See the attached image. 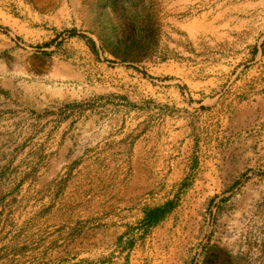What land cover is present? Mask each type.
Masks as SVG:
<instances>
[{"label":"rangeland","instance_id":"374dc122","mask_svg":"<svg viewBox=\"0 0 264 264\" xmlns=\"http://www.w3.org/2000/svg\"><path fill=\"white\" fill-rule=\"evenodd\" d=\"M110 193L117 258L264 264V0H0V242Z\"/></svg>","mask_w":264,"mask_h":264},{"label":"crops","instance_id":"0c3cea01","mask_svg":"<svg viewBox=\"0 0 264 264\" xmlns=\"http://www.w3.org/2000/svg\"><path fill=\"white\" fill-rule=\"evenodd\" d=\"M142 192H127L123 201L129 200V207L131 203L137 205L139 208L140 217L135 222L139 221V225L145 223L144 210L149 206L150 198L143 199L140 196ZM127 199V200H126ZM155 201V198H153ZM106 203L102 214L99 211L91 210L85 214L84 208L77 204L75 211L62 213L60 217V224L58 232L50 233L51 219L44 217L45 221L50 224L46 228L40 225V233H36L33 217L19 216L20 210L25 209L23 206L26 204L15 203L11 204L13 209L18 210V218L14 221L19 223V226H24V221L31 222L33 231L31 235L25 230H20L19 234L15 235L17 238L13 240L14 243H9L7 240L0 242V258L15 257L21 260L27 259V264H147L146 259H133L125 260L123 256L116 257L115 242L117 240L116 233V216L114 214V207L111 206L112 202L116 201V197L111 193L103 197ZM133 201V202H132ZM166 199H162L159 203L153 202L154 206L164 204ZM124 203V204H125ZM30 216V212H29ZM29 221V222H28ZM169 220L167 217L159 219L157 222H151L153 227H159L167 224ZM129 223V222H128ZM131 223V221H130ZM27 226V225H26ZM43 230V233L41 231ZM47 230V232H46ZM146 242L149 240L157 243H162L163 256L156 264H180V258L174 253V246L169 245L167 242L173 235L166 233L156 234L155 238L151 235H145ZM165 255V256H164ZM136 258V257H135Z\"/></svg>","mask_w":264,"mask_h":264},{"label":"trees","instance_id":"16d2710c","mask_svg":"<svg viewBox=\"0 0 264 264\" xmlns=\"http://www.w3.org/2000/svg\"><path fill=\"white\" fill-rule=\"evenodd\" d=\"M71 34H74V31H71ZM162 212H163V211H161V209H159V208H155V209H153V210H150V211L148 212V215H154V214H155V216H158V214L160 215ZM154 219H156V218H154Z\"/></svg>","mask_w":264,"mask_h":264}]
</instances>
